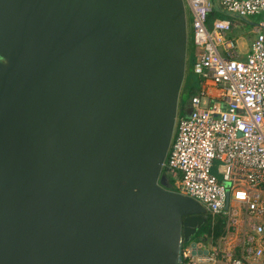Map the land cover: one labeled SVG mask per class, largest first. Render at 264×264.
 <instances>
[{"label":"water","instance_id":"water-1","mask_svg":"<svg viewBox=\"0 0 264 264\" xmlns=\"http://www.w3.org/2000/svg\"><path fill=\"white\" fill-rule=\"evenodd\" d=\"M186 45L183 0H0V264H181Z\"/></svg>","mask_w":264,"mask_h":264},{"label":"built area","instance_id":"built-area-1","mask_svg":"<svg viewBox=\"0 0 264 264\" xmlns=\"http://www.w3.org/2000/svg\"><path fill=\"white\" fill-rule=\"evenodd\" d=\"M185 1L199 89L190 114L176 115L162 170L173 192L222 218L225 231L215 243L192 242L206 255L183 244L181 264H264V0ZM252 17L254 37L242 54L233 19Z\"/></svg>","mask_w":264,"mask_h":264},{"label":"rangeland","instance_id":"rangeland-1","mask_svg":"<svg viewBox=\"0 0 264 264\" xmlns=\"http://www.w3.org/2000/svg\"><path fill=\"white\" fill-rule=\"evenodd\" d=\"M183 4L185 10L187 45H186L184 76L178 93L177 117L178 115L182 114L183 111H185L186 104L189 102L190 99V89H195V88L199 89V80L193 74L192 71V59L194 57V47L192 44L193 33L191 26L192 17L189 6L185 0H183ZM255 20H258V18L252 17V18L233 19V29L231 31V36L235 40L238 50L242 54H244L247 51L250 42L254 37L253 30L255 28ZM244 56L245 55H242L241 58H243ZM197 93L198 90L196 91V94ZM225 186L228 188L229 184L225 183ZM227 193H229V190ZM192 239L194 240V237Z\"/></svg>","mask_w":264,"mask_h":264},{"label":"trees","instance_id":"trees-1","mask_svg":"<svg viewBox=\"0 0 264 264\" xmlns=\"http://www.w3.org/2000/svg\"><path fill=\"white\" fill-rule=\"evenodd\" d=\"M213 16H210L209 19H211ZM197 90L198 88L190 89V97L194 96ZM182 114H185V111H183ZM161 173L165 175L166 172L165 170H162ZM224 226L225 224L222 218L220 217L213 218L210 215H207V219L205 223H203L202 226L198 229L197 235L207 236V238H211L210 241L212 243H215L224 234L225 231Z\"/></svg>","mask_w":264,"mask_h":264},{"label":"flooded vegetation","instance_id":"flooded-vegetation-1","mask_svg":"<svg viewBox=\"0 0 264 264\" xmlns=\"http://www.w3.org/2000/svg\"><path fill=\"white\" fill-rule=\"evenodd\" d=\"M186 108H190L189 107V104L187 103L186 104V107H185V109ZM165 177H166V181H165V184L167 185V189L168 190H171V191H173L172 190V182H171V180H170V178H169V176H168V174H167V172L165 173ZM206 219H207V214H206ZM205 223V222H204ZM197 233H198V230L196 231V233L194 234V236H192V237H190V243H192L194 240H198V239H200L201 237H203L204 235H197ZM194 237V240L192 239ZM204 237H206V236H204ZM206 239V238H205Z\"/></svg>","mask_w":264,"mask_h":264},{"label":"crops","instance_id":"crops-1","mask_svg":"<svg viewBox=\"0 0 264 264\" xmlns=\"http://www.w3.org/2000/svg\"><path fill=\"white\" fill-rule=\"evenodd\" d=\"M213 91H211V93H212Z\"/></svg>","mask_w":264,"mask_h":264}]
</instances>
